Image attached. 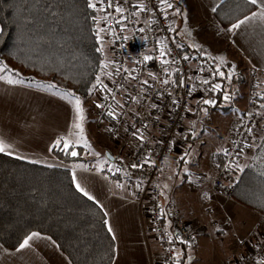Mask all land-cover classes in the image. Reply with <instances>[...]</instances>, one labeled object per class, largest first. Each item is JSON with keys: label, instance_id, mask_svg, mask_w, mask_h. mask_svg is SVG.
<instances>
[{"label": "trees", "instance_id": "1", "mask_svg": "<svg viewBox=\"0 0 264 264\" xmlns=\"http://www.w3.org/2000/svg\"><path fill=\"white\" fill-rule=\"evenodd\" d=\"M257 9L245 0H223L213 15L219 26L229 31L237 19ZM96 15L87 7V0H0V60L24 75L26 82H49L89 99L94 91L89 95L88 89L105 60L104 53L97 51L101 45L95 39ZM232 80L241 84L245 75H234ZM262 97L264 91L257 98L259 105L264 103ZM229 107L219 94L214 108L226 111ZM77 152L71 157L52 149L66 163L82 160L83 148L77 147ZM115 161L135 179L150 171L149 165L135 170ZM214 162L219 168L221 157ZM233 183L231 198L264 216V126L251 162ZM170 208L167 204L166 214ZM103 212L77 190L68 170L31 165L0 153V243L5 249H17L25 235L39 232L51 237L71 264H113L115 241L102 223V218L106 219ZM179 253L180 264H186L188 249L181 246ZM171 264H176L175 259Z\"/></svg>", "mask_w": 264, "mask_h": 264}, {"label": "crops", "instance_id": "2", "mask_svg": "<svg viewBox=\"0 0 264 264\" xmlns=\"http://www.w3.org/2000/svg\"><path fill=\"white\" fill-rule=\"evenodd\" d=\"M201 1L207 2L212 10L223 0ZM170 2L176 5L174 0ZM260 67L250 68L244 73L245 81L238 85L246 87L253 69L264 72V66ZM14 78L22 82L9 84L0 81V137L13 143L15 148L12 155L6 156L31 165L66 169L71 173L72 179L75 174L76 182L81 183L93 195V201L108 213L107 226L113 229L110 233L115 237L113 264H156L161 251L160 245L156 243L147 220L141 218L133 194L124 183L111 180L104 173L110 167H118V164H107L112 161L107 159L105 152H110L114 157L120 151L115 150L111 142L112 149L101 146L102 142H99L95 146L96 153H99L97 160L103 159L99 165L92 160L84 168H80L79 162L66 163L59 160L50 150V145L72 130V104L57 88L54 90L47 87L45 82L29 83L24 80L23 75ZM259 89L260 85L255 88L256 92L259 93ZM247 104L248 89H245L243 95L241 93L239 99L230 105L229 109L233 108L235 116L226 125H223L224 118L221 115L212 113L209 125L204 129L195 126V119L199 122V110L197 107L192 108L191 118L183 123L186 128L184 142H179L156 177L163 205L169 204L179 209L194 231L196 243L190 252L197 256V264H224L228 257L246 254L253 249L257 238L264 232V216L251 210L252 213L248 215L250 228L246 234H240L245 214H240L233 227L232 212L228 206L233 208L232 203L235 201L226 197L224 191L212 188L218 170L213 161L214 155L217 150L228 146L231 124L244 114ZM193 132L196 133L195 138ZM256 133L257 131L252 136L249 149L238 160L242 169L251 162L254 151L263 138V131L260 132V139L256 137ZM186 152L190 153L186 157L187 165L181 159ZM185 167L187 172L184 171ZM240 172L234 167L231 179L235 181ZM164 185L168 187L165 188ZM41 236L49 237L43 234ZM30 244L31 247L27 249L21 250L18 247L7 250L0 243V264H71L52 238L31 241Z\"/></svg>", "mask_w": 264, "mask_h": 264}, {"label": "built area", "instance_id": "3", "mask_svg": "<svg viewBox=\"0 0 264 264\" xmlns=\"http://www.w3.org/2000/svg\"><path fill=\"white\" fill-rule=\"evenodd\" d=\"M141 2L144 3L145 10L138 16L125 20L122 26H118L114 20L110 24H106L101 19L102 27L116 30L115 36L105 32V43L109 46L111 72L114 75L108 86L111 92L105 91L98 102L104 107L96 106V112L107 126V139L118 143L121 148L130 147V151L124 158L125 165L135 170H141L146 165L150 167V171L144 178L135 179L122 170L116 171V169H120L119 167H110L104 173L107 178L124 183L133 194L138 203L141 218L147 220L155 241L160 245L161 251L156 264H171L176 252H180L181 246L186 247L188 251L193 249L196 237L192 227L179 210L171 207L167 216L163 214L165 205L161 201L156 177L160 168L173 155L179 142H184L182 128L190 114L191 110L189 109L196 108L198 105L208 109L207 115L201 112L199 116L201 124L204 125L211 119L215 105H203V99L213 98L217 103L218 95L222 93L206 91L209 85L201 83V80L205 78L212 80V77L209 76V69L214 65L211 61L195 58L188 61L183 60L184 55L194 56L181 51V47H176L178 44L176 24L168 9L166 10L167 15L161 12L159 0H126V2L112 0V9H107V5L105 8L115 16L113 9L117 3H120L130 13L132 11L139 12L136 5ZM104 14L102 13V17ZM148 21L154 22L149 23ZM170 25L174 31L169 30ZM142 28L144 31H141ZM161 38L166 41V47L171 49L167 58L169 60L175 58V63L170 65V69H180L171 77L177 81L176 85L161 83L163 79L168 78L162 71L163 66L159 59L157 41ZM145 55H151L153 59L145 61L143 60ZM117 68L121 69L119 74H116ZM124 68L129 69V73L123 72ZM133 69L135 71H132ZM150 73L155 74V80L149 75ZM261 76L263 73L257 69L250 72L248 106L244 110V114L231 124L230 141L225 148L228 149V156L219 150L214 155V160L221 157V164L212 188L215 191H224L227 197L231 196L234 189L233 182H226L230 179L235 164H232L230 170H226L227 165L231 161L238 162L241 154L249 146L254 130L264 123V114L257 102L259 95L255 90ZM181 78L184 80L183 86H180L179 83ZM143 81H147V84H144ZM215 81L221 83L223 90L232 96L231 100L225 102L222 95L223 104L226 106L234 104L240 94L239 85L233 80L223 81L218 77H215ZM190 90L191 94H189ZM173 99H176L178 103L174 105ZM109 109L116 113V118L107 115ZM249 112L253 115L249 116ZM255 113L261 114L256 115ZM249 128L252 129L251 133L247 131ZM136 129H140L144 133L143 142L133 136ZM145 155H149L153 163L144 164L142 168L131 167L134 163H142V158ZM177 237L188 241L191 246L181 243ZM196 259L197 256L194 253H188L186 264H196ZM262 259H264V232L259 235L250 252L232 258L228 264H257Z\"/></svg>", "mask_w": 264, "mask_h": 264}, {"label": "rangeland", "instance_id": "4", "mask_svg": "<svg viewBox=\"0 0 264 264\" xmlns=\"http://www.w3.org/2000/svg\"><path fill=\"white\" fill-rule=\"evenodd\" d=\"M174 1H175L176 5H173V8L168 9V10H169V13L171 14L172 19L175 22L176 27H177L176 35H177L178 44L181 45V48H183L186 53L191 54V55H196L198 53V54H201L202 57L206 58L204 54L197 52L194 48L189 46L192 44H196L203 49L204 53H210L211 56H215V57L226 58V61L229 65L235 64L237 67H236V73L234 75L244 74L250 68H253V67L261 68L260 65L264 66V28H263L264 22H261L258 20L253 21L250 24L242 25L239 29H235V30L226 32V30L222 29L219 26V24L217 23V21L215 20L214 15H213V11L211 10V8L209 7V4L207 2L201 1V0H174ZM96 2L99 3V0H96ZM257 11H258V9H257ZM177 12H178V14H177ZM96 13H97V15L102 17L101 12H96ZM185 18H187V29L190 30L191 35H189L188 32L185 30V28H186ZM99 27H102L101 20L99 22ZM105 34L106 33H102V36H103V53L105 56V60L109 63V68L107 70L111 72L112 67H111V62L109 59V46L107 43H105ZM229 37H230V39H229ZM211 56H209L207 58L209 59V61H211L213 63L214 66H219V65H222L224 63V60H222V59L213 60V59H211ZM224 70L226 72L229 71L228 68H224ZM257 70H259V69H257ZM259 71L263 73V76H261L258 80V85H260V89H259L260 92L259 93L256 92L258 95L262 91H264V72L261 70H259ZM15 73H19V72L15 71ZM19 75H22V74L19 73ZM102 79L109 86L111 79L108 78L107 76H103ZM245 79H246V77H245ZM45 83L47 85L51 84L49 82H45ZM249 87H250V84H249V77H248L247 82H246V87L245 86H242V87L239 86L240 94L238 96V99H239L241 93L243 95L245 89H248V93H249V90H250ZM57 89L56 90L58 92L62 93V95L66 92L63 89H59V88H57ZM104 93H101L99 89H96L94 91V94L92 95V97H90L89 99L81 98V100L83 101L82 106L84 108L85 117H86L84 124H83L84 135H85L88 143L91 146V150H88L87 148H85L83 146V143H81V145L78 146V147L83 148V151H84L81 154L82 160L77 161L82 165H88L89 163L92 162V160L97 161L98 165L101 164V161L103 159L99 161L96 158L97 155L93 154V153H96L95 146L99 142H102V144H100L101 146H105V147L110 148V149H112V145H114L116 148V149L115 148L114 149L117 151H120V154L118 156L116 155L117 153L115 154L114 157H116V158H114V162H112V163L108 162L107 163L104 160V163H107V164L112 165V166H116L118 164V161H115L117 159L120 162L121 161L124 162V158H125L126 154H128V152L130 151L129 146H124L121 148L120 145H118V143L116 144L114 142H111L106 137L107 126L104 123V121L98 117V114L96 112V104H98L99 100L103 97ZM247 106H248V104H247ZM247 106H246V108H247ZM72 107H73V105H72ZM213 113H214L213 115H221L224 118L223 125H226L228 123V121L231 120L230 118L235 116V112H234L233 108L226 110V111L222 110L221 108H214ZM74 115H75V110L73 108V118H74ZM191 116L192 115L190 113L186 120L190 119ZM197 122H198V120L195 119V122H194L195 126H197L198 128L200 127L201 129H204L209 125L208 122H205L203 125V124H201V121L199 120V122H198L199 126H198ZM72 130L75 131L73 128H72ZM256 131H257L256 137L260 139L262 137V134H260V132L262 133L263 126L261 125V126L257 127L254 130V132H256ZM254 132H253V134H254ZM185 134H186V128H184V126H183L182 136L185 137ZM253 134H252V136H253ZM110 142L112 145L110 144ZM249 145H250V143H249ZM246 149H249V147L247 146ZM76 151H77V148H76ZM249 151H251V150H249ZM248 153H250V152H248ZM250 154L252 155V153H250ZM117 181H119V180H117ZM232 182H233V180L230 177V179L228 180V183H232ZM232 205H233L232 206L233 208H231L229 206H228V208L232 212L233 227L237 224L238 217L240 216V214H245V216H246L244 225H242L240 227L242 229L240 234L244 235L247 233V231L250 228V219H249L248 215H249V213H252V212L248 208H246V207H244V206H242L236 202H233ZM166 206H167V204H165V207ZM177 210H179V209H177ZM182 216H183V214H182ZM231 234L232 233H230L229 236H231ZM151 249H152V247H151ZM191 250L192 249H190L189 252ZM231 259H232L231 257L230 258L228 257V259L225 261L224 264H228V262ZM196 262H197V259H196Z\"/></svg>", "mask_w": 264, "mask_h": 264}, {"label": "snow or ice", "instance_id": "5", "mask_svg": "<svg viewBox=\"0 0 264 264\" xmlns=\"http://www.w3.org/2000/svg\"><path fill=\"white\" fill-rule=\"evenodd\" d=\"M124 2H126V0H124ZM245 3L256 6L258 8V11L253 12L251 14V16H244L243 19H237L234 23H232L229 31L239 29L242 25L250 24L253 21L258 20V21L264 22V0H245ZM105 5H107V9H112V0H99V3H97L96 0H87V7L92 9L94 13H96V12L105 13L103 17H101L99 15H96L93 17V22L97 25L95 39L101 45V47H99L97 49V51L101 52L102 54H103V36H102V33L107 32V33H110L112 36H115L116 30L109 28V27H99L100 20L103 19L106 24H110L114 20L118 26H122L124 24L125 20H127L130 17L138 16L140 12H143L145 10V5L142 2L136 5V7L139 9V12L138 11H132L130 13H128L127 10L124 7H122L120 3H117L115 8L113 9V11L115 12L116 15L113 16L111 14V12H108L106 10ZM159 6H160L161 12L164 13L165 15H167V11H166L167 9L173 8V4L170 2V0H159ZM212 11L215 12L216 8H213ZM177 14H178V12H177ZM148 22L153 23L154 21H148ZM185 25H186L185 30L188 32L189 35H191L190 30L187 29V18H185ZM169 30L174 31V29L171 27V25L169 26ZM141 31H144V29L142 28ZM157 45L159 47V59H160V62L163 66L162 71L164 72L165 76L168 77V78L163 79L161 81V83L164 85H168V84L176 85L177 81L175 79H171V77L173 75H175L176 72H179L180 69L179 68H176L174 70L170 69V65L175 63L174 57L171 60H169L167 58L171 52V49H168L166 47V41L163 38H161L157 41ZM189 46L194 48L197 52L204 54L206 58L211 56L210 53H204L203 49L196 44H192ZM176 47L180 48L181 45L177 44ZM152 59H153V57L151 55H145L143 57V60H145V61H151ZM190 59H194V57H189L188 55L183 56V60H185V61H188ZM211 59H213V60L222 59V60H224V63L222 65H219V66L211 67L209 69V76L212 77V80L205 78V79L201 80V83L204 85H209V87L206 89V91H209L212 93L221 92L223 95L224 101L227 102V101L232 99V96L229 92L223 90L222 84L219 82H216L215 77H220L222 79H227V80L231 81L234 74L236 73V67L237 66L235 64L229 65L226 61V58H223V57L211 56ZM99 67H100V72H99V74H97L95 76V82L92 83L91 87L88 89L89 95H91L93 93V91H95L96 89H99L101 93H104L105 91L111 92V89H109L108 85L103 81L102 77L107 76L108 78L111 79L113 77L114 73L107 70L109 68V63L106 60H101ZM224 68H228L229 71L226 72L224 70ZM200 70L202 71L203 69L201 68ZM120 71H121V69L117 68L116 74H119ZM122 71L125 73H129V69H127V68L122 69ZM132 71H135V69H133ZM149 75L152 76L153 80L156 79L155 74L150 73ZM14 77H19V73H14L13 70L11 68H9L6 63H4L3 61H0V81H6L9 84H15V83H21L22 82L21 80L16 79ZM143 83L147 84V81H143ZM179 83H180V86H183V84H184L183 78L180 79ZM47 87L53 88L55 90V88L57 86L50 84ZM189 94H191V90L189 91ZM63 95H64V98H66L68 100V102L73 105V108L75 110V115L73 118V125H72V128L75 131L69 130L66 136H63V137H60L59 139H57L52 145H50V150L57 149V150L63 152V154L65 156L76 157L78 155L76 148L78 146H80L81 143H83V146L85 148H87L88 150H91V146L88 143V141L84 135L83 124H84L86 117H85L84 108L82 106L83 101L74 92L66 91ZM169 95H171V93H169ZM262 99H264V97H262ZM172 103L175 105L178 102L176 99H173ZM202 103H203V105H215L216 100L213 98H205V99H203ZM96 106L98 108L104 107L103 104H97ZM152 107H155V105H152ZM260 108L262 110H264V103L260 104ZM189 110H191V109H189ZM199 110L201 112H203L205 115L208 114L207 108L201 107ZM255 114L260 115L261 113H255ZM107 115L109 117L116 118V113L111 109L108 110ZM248 115L252 116L253 113L249 112ZM145 127H147V125H145ZM193 127H194V125H193ZM133 128H135V125H133ZM247 131L249 133H251L252 129L249 128V129H247ZM133 136L136 137L137 139H139L141 142H143L145 139L144 133L142 131H140V129H136L133 132ZM195 136H196V133L193 132V138H195ZM70 148H71V150L69 151ZM14 151H15V148H14L13 143L8 142L4 138L0 137V153L5 154V155H12ZM220 151H222L225 156H228V149L222 148V149H220ZM93 154L99 155V153H93ZM188 155H190V153L186 152L184 157H181V159L184 160L185 165H187V163H188V161L186 159V157ZM142 161H143L142 163L132 164L131 167L132 168H138V167L142 168L144 164L153 163L151 161V158L149 155H145L142 158ZM232 164H235L236 170H238V171L243 170L241 168L240 164L236 161H231L227 165L226 170H230L232 168ZM78 167L84 168L85 165L81 164ZM110 171H111V169H110ZM116 171H121V169H116ZM184 171L185 172L188 171L187 167H185ZM76 180H77V177L74 174L73 175V181L76 182ZM164 187L167 188L168 186L164 185ZM76 188L78 191L82 192L83 195L88 198V200L91 201L94 199L93 195H91L89 193V191L86 190L81 183L76 182ZM205 198H208V197H205ZM163 214L166 215V213H163ZM107 215H108L107 212H103L104 217H106ZM102 223L106 225V224H108V221L106 219L102 218ZM108 231L112 232L113 229L111 227H109ZM41 239L50 240L51 238L50 237H43V236H41V234L39 232H31L30 234L25 235L22 242L19 243V249L23 250V249L30 248L31 247V244H30L31 241L41 240ZM113 239H115V237H113ZM177 239L180 240L181 243L189 244V247L191 246L188 241L181 240L180 237H177ZM170 242H171V238H170ZM174 259L176 261V264H180V253L179 252H176ZM257 264H264V259L259 260L257 262Z\"/></svg>", "mask_w": 264, "mask_h": 264}, {"label": "water", "instance_id": "6", "mask_svg": "<svg viewBox=\"0 0 264 264\" xmlns=\"http://www.w3.org/2000/svg\"><path fill=\"white\" fill-rule=\"evenodd\" d=\"M105 155H106V157H107V159H109L110 161H114V157L110 154V152H105Z\"/></svg>", "mask_w": 264, "mask_h": 264}]
</instances>
